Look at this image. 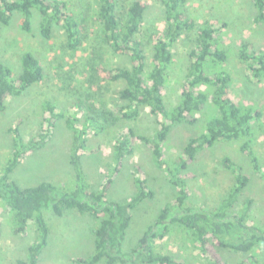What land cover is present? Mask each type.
Returning a JSON list of instances; mask_svg holds the SVG:
<instances>
[{"label":"trees","instance_id":"obj_1","mask_svg":"<svg viewBox=\"0 0 264 264\" xmlns=\"http://www.w3.org/2000/svg\"><path fill=\"white\" fill-rule=\"evenodd\" d=\"M158 1L163 6L164 25L152 28L147 23L149 6L145 0H125L122 4L120 0H98L95 23L91 27L108 52L128 63L92 65L93 72H98L93 79L98 83H122L119 97L126 103L111 110L101 94L93 97L89 93L74 99V106L82 111L81 117L76 113L68 118V125L74 131L71 156L77 178L74 188L59 187L50 181L23 187L11 177L21 157L44 147L58 122L66 116L56 102L44 100L41 131L28 142L18 125L11 128L15 135V150L0 174V199L9 207L15 234L28 236L33 226L36 231L26 256L18 258L16 264H39L52 232L46 211L59 217L67 211H75L94 220L91 229L94 251L86 257H75V264H185L184 259L163 253L156 247L157 239L164 237L173 227L186 232L214 264H225L219 247L249 253L264 244V226L250 220L253 200L248 199L242 209L237 208L239 197L250 181L240 163L229 156L224 158V166L235 174V183L217 207L190 204L189 192L181 176L200 151L220 141L244 139L241 150L259 167V157L252 146L256 137L252 121L259 119L262 111L238 103L230 95L233 76L223 66L229 53L221 46L220 40L228 23L209 19L199 22L188 0ZM249 1L254 6V23L264 25V0ZM17 12L21 14L23 31L31 33L37 24L42 37L50 39L56 28H62L72 50L83 45L88 17L76 13L68 0H0V22L8 25ZM180 40H185V46L192 45L187 49L188 65L181 83L182 92L176 103L168 105L165 91L175 62L173 47ZM237 54L249 70L248 79L254 84L262 82L264 49L246 39L238 47ZM45 76L41 61L30 51L24 53L19 73L0 62V113L7 109L8 98L21 96L42 82ZM208 105L214 113L208 119L206 132L191 138L176 157L166 158L164 147L171 130L180 123H197V113H202ZM144 108H149L150 114L156 118L158 127L154 135L130 126L127 132L113 138L114 165L107 180L99 187H93L82 164V157L90 153L88 136L93 129L99 133L107 131L110 125L121 120L134 122ZM139 140L151 149L157 165L169 175L177 195L162 207L137 243L127 251L125 242L133 210L144 200L154 198L155 191L138 165H135L137 191L133 196L125 200L112 199L109 191L126 158L135 153ZM243 263L253 264L250 257Z\"/></svg>","mask_w":264,"mask_h":264},{"label":"rangeland","instance_id":"obj_2","mask_svg":"<svg viewBox=\"0 0 264 264\" xmlns=\"http://www.w3.org/2000/svg\"><path fill=\"white\" fill-rule=\"evenodd\" d=\"M68 1L76 13L88 17L83 45L76 51L68 46L62 28H56L54 36L45 39L37 24L31 33L21 29L19 12L14 14L8 25L0 22V62L19 73L22 71V57L30 51L39 58L46 74L42 82L33 85L21 96L8 98L7 109L0 113V174L15 150V135L11 128L18 125L26 142L38 134L42 126L45 99L56 102L58 109L66 114L44 147L21 157L11 177L23 187L34 186L42 181L53 182L59 187L76 186V170L71 163L74 131L68 125V118L76 113L81 117L82 111L74 106V99L83 98L89 93L93 97L102 95L111 110L126 103L119 97L122 83H98L93 79V75L98 72H93L92 65L100 67L103 63V66L128 63L126 59L108 52L91 27L95 23L98 0ZM124 1L120 0L121 4ZM145 1L149 6L147 23L152 28L163 27L162 4L158 0ZM188 4L199 22L209 19L228 23L220 40L221 46L229 53L223 66L233 76L230 95L236 102L262 111V116L252 121L256 136L252 146L258 154L259 167L241 150L244 139L217 142L200 151L191 165L181 173L189 192L188 202L212 208L225 200L235 183L234 172L224 166V158L229 156L244 167V173L250 179L239 197L240 205L237 208L242 209L246 201L252 199L250 220L264 226V80L258 84L252 83L247 77L249 70L237 54L238 47L246 39L254 42L257 48L264 49V25L254 23V6L249 0H188ZM184 41L180 40L173 47L175 62L165 91L168 105L176 103L182 92L181 83L188 65L187 49L192 45L185 46ZM213 113V108L208 105L202 113H197V123L176 125L164 147V156L170 159L176 157L191 138L206 132L208 119ZM130 126L144 134L154 135L158 124L150 114V109L144 108L136 121L121 120L116 125H110L107 131L99 133L93 129L88 136L90 153L82 157V164L93 187L97 188L107 180L114 165L112 140L119 133L127 132ZM123 165L109 191L112 199L125 200L136 193L135 165L142 168L149 186L155 191L154 198L144 200L133 210L125 242L128 251L156 219L162 207L175 199L177 189L166 171L155 162L151 149L140 140L135 153L128 156ZM46 216L52 232L50 243L44 249L39 264H75V257H86L94 251V236L91 232L94 220L90 216L75 211H67L62 217L46 211ZM12 227L9 207L0 199V264H16L18 258L26 256L28 245L36 237L35 226L28 236L15 234ZM156 247L163 253L184 259L185 264H214L179 227H173L164 237L158 238ZM218 249L225 264H244L247 257H250L253 264H264V244L249 253Z\"/></svg>","mask_w":264,"mask_h":264}]
</instances>
